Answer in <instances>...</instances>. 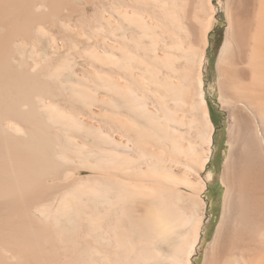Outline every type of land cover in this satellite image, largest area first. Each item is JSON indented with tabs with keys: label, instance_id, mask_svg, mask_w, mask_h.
<instances>
[{
	"label": "bare ground",
	"instance_id": "obj_1",
	"mask_svg": "<svg viewBox=\"0 0 264 264\" xmlns=\"http://www.w3.org/2000/svg\"><path fill=\"white\" fill-rule=\"evenodd\" d=\"M217 23L214 0H0V264H192ZM225 23L202 264H264V0H225Z\"/></svg>",
	"mask_w": 264,
	"mask_h": 264
},
{
	"label": "rangeland",
	"instance_id": "obj_2",
	"mask_svg": "<svg viewBox=\"0 0 264 264\" xmlns=\"http://www.w3.org/2000/svg\"><path fill=\"white\" fill-rule=\"evenodd\" d=\"M214 2L218 10V23L211 35V46L205 61V78L207 79L206 95L210 101L216 126L211 161H209L206 169L208 190L205 192V199L208 209L202 225V237L204 238L198 252H195L193 256L192 264H202L203 262L205 246L214 235L213 233L222 212L224 196V187L221 184L220 176L227 149L228 112L218 102L216 62L225 39V0H214Z\"/></svg>",
	"mask_w": 264,
	"mask_h": 264
},
{
	"label": "flooded vegetation",
	"instance_id": "obj_3",
	"mask_svg": "<svg viewBox=\"0 0 264 264\" xmlns=\"http://www.w3.org/2000/svg\"><path fill=\"white\" fill-rule=\"evenodd\" d=\"M205 80H206V83H207V79L205 78ZM209 82V81H208Z\"/></svg>",
	"mask_w": 264,
	"mask_h": 264
},
{
	"label": "trees",
	"instance_id": "obj_4",
	"mask_svg": "<svg viewBox=\"0 0 264 264\" xmlns=\"http://www.w3.org/2000/svg\"><path fill=\"white\" fill-rule=\"evenodd\" d=\"M206 67V66H205ZM205 74H206V71H205Z\"/></svg>",
	"mask_w": 264,
	"mask_h": 264
}]
</instances>
